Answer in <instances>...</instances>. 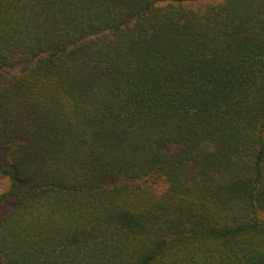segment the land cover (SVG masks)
<instances>
[{"label": "trees", "instance_id": "obj_1", "mask_svg": "<svg viewBox=\"0 0 264 264\" xmlns=\"http://www.w3.org/2000/svg\"><path fill=\"white\" fill-rule=\"evenodd\" d=\"M0 0V264H264V0Z\"/></svg>", "mask_w": 264, "mask_h": 264}, {"label": "rangeland", "instance_id": "obj_2", "mask_svg": "<svg viewBox=\"0 0 264 264\" xmlns=\"http://www.w3.org/2000/svg\"><path fill=\"white\" fill-rule=\"evenodd\" d=\"M219 1L221 0H192L187 4L195 8H198V7H203L205 5L216 3ZM6 185H7V181L4 179H0V191L3 190V188L6 187Z\"/></svg>", "mask_w": 264, "mask_h": 264}]
</instances>
